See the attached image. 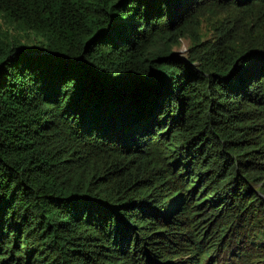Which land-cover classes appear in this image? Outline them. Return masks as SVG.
<instances>
[{
    "label": "trees",
    "instance_id": "16d2710c",
    "mask_svg": "<svg viewBox=\"0 0 264 264\" xmlns=\"http://www.w3.org/2000/svg\"><path fill=\"white\" fill-rule=\"evenodd\" d=\"M223 253L264 264V0H0V264Z\"/></svg>",
    "mask_w": 264,
    "mask_h": 264
},
{
    "label": "rangeland",
    "instance_id": "374dc122",
    "mask_svg": "<svg viewBox=\"0 0 264 264\" xmlns=\"http://www.w3.org/2000/svg\"><path fill=\"white\" fill-rule=\"evenodd\" d=\"M206 25H204V30L206 29L205 28ZM190 47V43L189 41L187 40H183L182 41V46L181 48L179 49V52L182 54V55H186L187 54V51H188V48ZM244 242H248V239H244ZM244 242L242 243L243 246L244 245ZM236 246V244H231V246L228 248V251L230 252L234 247ZM231 255L228 254V253H223L221 254L220 256V260L222 261V264L224 263H229V261L231 260Z\"/></svg>",
    "mask_w": 264,
    "mask_h": 264
}]
</instances>
